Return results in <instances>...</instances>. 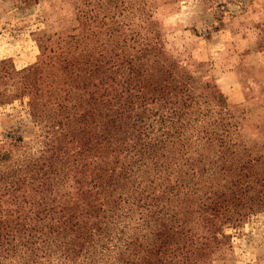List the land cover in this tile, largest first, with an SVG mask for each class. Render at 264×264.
I'll list each match as a JSON object with an SVG mask.
<instances>
[{
    "label": "rangeland",
    "instance_id": "obj_1",
    "mask_svg": "<svg viewBox=\"0 0 264 264\" xmlns=\"http://www.w3.org/2000/svg\"><path fill=\"white\" fill-rule=\"evenodd\" d=\"M72 3L92 8L97 3L101 8L98 0H0V61L12 66L15 73L10 74L11 78L17 76L16 82L13 78L8 81L11 85H5L0 69V158L9 151L12 159L8 167L0 160V254L6 256L1 264H31L33 260L40 264L45 259L37 241L25 245L26 252L15 247V240L3 245V237L9 240L11 232L22 231L24 241L25 234H33L34 230L53 231L58 235H49V239L59 243V250L74 246L76 252L86 241L83 230L87 231L88 225L82 227L83 220L100 215L104 153L107 156L118 152L119 161L136 157L138 153L131 148L139 147L133 141V132L145 133L151 138L149 143H156L157 136L166 130L164 126L158 130L159 124L153 122L145 127L157 117H167L166 123L178 116L211 120L231 116V122L246 121L242 133L255 139L257 155L264 154V0H112L115 43L133 39L137 41V45L132 44L134 51L146 47L136 55L143 54L145 60H157L161 65H173L178 77L191 82V93H186L189 89L185 86L183 97L200 99L211 108L218 106L217 93L225 99L226 115L203 116L200 109L171 107L144 117H115L116 105L124 100L123 93L119 94V87L123 86L120 73L114 74L107 84L115 92L100 101L97 95L93 96L97 103H103L101 106L89 103L81 92L68 86V93L57 91L52 82L59 83L62 78L52 62L35 68L37 72L30 76L32 87L27 88L29 81L19 79L42 60L39 38L47 39L48 49H54L56 43L60 45V41H66L65 36L73 34L69 32ZM189 129L184 135L190 133ZM18 137L24 142L16 149L13 147L19 144L15 140ZM249 157L243 160L248 162ZM159 161L171 163L169 155ZM212 161L210 165L215 169L229 166L228 162L222 165L220 159ZM230 163L231 167L242 166L251 171L250 163ZM217 175L218 178L208 176L203 183L210 187L205 190L207 196L216 202L210 204L211 210L205 208L199 218L195 217L199 227L194 231L197 234L201 229L214 227L220 250L213 254L207 249L198 252L197 264H264V187L258 186V177L254 180L241 175L239 179ZM129 185L130 182L125 187ZM111 196L115 198L117 194ZM255 200L262 203L258 209L251 204ZM157 203L159 207L166 205ZM162 211L164 215L147 219L146 233L161 222L169 228L174 225L166 233L172 237L166 235L170 245L164 247L165 251L168 253L174 245H178L181 254L194 251V244L187 240L190 224L181 217H171L169 210ZM231 213L237 214L231 220L223 218ZM248 213L252 215L248 217ZM136 219L133 213L125 234L139 225L134 224ZM134 237L130 244L135 251H129V246L120 257L125 264L144 256L142 242L137 235ZM151 244L156 250L157 241L151 240ZM195 254L189 259L193 260ZM86 255L80 254L72 264ZM161 255H157L160 260Z\"/></svg>",
    "mask_w": 264,
    "mask_h": 264
},
{
    "label": "trees",
    "instance_id": "obj_2",
    "mask_svg": "<svg viewBox=\"0 0 264 264\" xmlns=\"http://www.w3.org/2000/svg\"><path fill=\"white\" fill-rule=\"evenodd\" d=\"M98 2L101 8L97 7V3L95 8L88 7L84 3L79 5L72 3V25L69 32L73 34L65 36L66 41H60V45L56 43L55 52L50 47L48 49L49 41L47 39L39 38V58L42 57V60L38 64L36 63L32 70L28 69L19 75L20 80L29 81L27 88L33 85L30 76L37 72L35 68L47 66L50 64L49 62H52L58 70V76L62 78L59 83L52 82L57 91L68 93V87L72 90L76 89L91 104L97 103L94 99L96 95V99L100 101L101 98L115 92V88L107 84L110 83L109 80L114 74L120 73L123 86L119 87V94L123 93L124 100L116 105L115 117L128 115L144 117L152 112L162 113L171 107H179L181 110L200 109L203 116L210 113L226 115L225 99L221 97L220 93H217L220 98L218 106L213 108L204 101L199 102L200 99L183 97V93L187 91L185 86L189 89L186 93H191V82L188 78L178 77L173 65H161L157 60L154 62L145 60L143 54L142 56L136 55L138 51L143 52L146 47L134 51L132 44L137 45V41L133 39L128 38L130 43L128 40L121 41L119 45L115 43L113 36L116 32L114 27L115 7L112 5V0H98ZM0 69L6 79L5 85L13 78H16L14 80L16 82L17 76L13 78L10 76L15 73L11 65L0 61ZM119 99L120 97L115 101L119 102ZM105 103L108 105L109 100ZM97 105L101 106L103 103L98 102ZM209 118L211 117L178 116L166 123L167 117H157L156 121H149V125L145 127L152 126L153 122L159 124L158 130L162 129V125L164 126L163 129L166 130L157 136L156 143H149L151 138L147 137L145 133L133 132V141L139 147L138 149L131 148L134 153H138L136 157L131 155L128 157L129 160L119 161L118 152L107 153V156L104 153L100 215H95L93 218L87 217L83 220L82 227L88 225V230H83L86 241L78 247L76 252L74 246L73 248L69 247L70 249L59 250V243H54L49 239V235H58L53 231L45 233L34 230L33 234H25L24 241L22 240V235H24L22 231L11 232L9 240L3 237V245L15 240V247L26 252V246L37 241L41 254L45 256L44 262L41 261L40 264H72L80 257V254L87 255L77 264H125V261L120 257L128 251L129 246V251H135L130 244V239L135 241L134 236L136 235L142 242L141 248L144 256L141 259L131 260L132 262L130 261L128 264H197L199 263L198 252L205 249L209 251V254L217 252L220 250V243L215 237L216 229L214 227L205 231L201 229L197 234L194 231L199 227L197 219L203 209L211 210L210 204L216 202L207 196L208 193L205 190H209L210 187H204L203 183L208 176L218 178L217 173H223L224 177L236 176L239 179L244 170L246 172L241 175V178L254 177L255 180L258 177L256 180L258 186L264 187V154L263 157L257 155L255 139L242 133L243 126L247 127L246 121L244 124L242 120H239V123H234L231 122V116L213 117L212 120ZM210 120L211 122H209ZM238 124L240 125L238 126ZM188 128H190V133L184 135ZM15 140L19 144L13 148H21L22 142H24L23 138L18 137ZM36 143L39 142L36 141ZM38 153L41 154V152ZM9 154L11 153L6 151L0 158V160L3 159L4 167H8L12 160L9 159ZM166 155H169L171 163L159 161V158L162 159ZM244 157H249V161L243 160ZM213 159H220L222 165L228 162L226 164L229 166L215 169L210 165L214 163ZM230 162H241L243 165L250 163L252 172L242 166L231 167ZM125 169H129L128 172H125ZM235 171L238 173H234ZM128 182L130 185L126 188L125 184ZM111 193H115L117 196L113 198ZM154 194L158 196H154ZM157 201L166 203L165 207H159ZM256 201H251V204L258 209L262 203H256ZM124 205L126 206L123 207ZM212 206L214 207V205ZM163 208L172 212L171 217H181L190 224L188 232L190 239L187 240L194 244V251L181 254L178 245H174V248L168 253L165 251L164 247L170 245L165 237L166 235L168 238L172 237L166 233L170 228L173 230L174 225L169 228L163 224L164 222H161L151 232L146 233L148 230L147 219L150 220L151 216H157L159 213L164 215ZM250 208L248 207V209ZM133 213L137 215L134 224L139 225L132 233L129 231L128 234H125ZM235 214L237 213L223 215V218L231 220V216ZM251 215L252 213H248L247 216ZM243 216L246 218V215ZM195 217L198 218L195 219ZM33 218L41 221L36 216ZM95 218L97 219L93 222L92 219L95 220ZM39 221L38 223H40ZM151 240L157 241L156 250L153 248ZM210 248L212 251L209 250ZM3 249L5 248L3 247ZM81 249L82 251L79 253ZM113 252L114 255H111ZM158 253L162 254L161 260L157 256ZM194 254L195 257L190 260L189 256ZM20 257L19 255L18 258L20 259ZM2 258H6V256L3 257V254H0V264ZM16 263H19V260ZM34 263L33 260L31 264Z\"/></svg>",
    "mask_w": 264,
    "mask_h": 264
}]
</instances>
